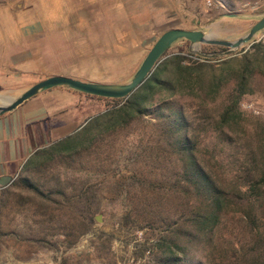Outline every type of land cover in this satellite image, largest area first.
Returning a JSON list of instances; mask_svg holds the SVG:
<instances>
[{"label": "rangeland", "instance_id": "374dc122", "mask_svg": "<svg viewBox=\"0 0 264 264\" xmlns=\"http://www.w3.org/2000/svg\"><path fill=\"white\" fill-rule=\"evenodd\" d=\"M212 1L213 7L204 0L0 1V95L17 97L52 76L125 84L169 29L202 30L234 41L264 15V5L252 9L258 0ZM256 43L264 45V30L231 55L241 58ZM188 46L177 41L169 52ZM199 50L224 49L200 45ZM248 88L240 110L260 121L264 140V75L256 73ZM53 99L56 106L64 103ZM69 101V133L106 105ZM150 124L144 119L106 131L83 150L23 170L0 187V264H155L144 245L155 241L157 232L120 225L125 210L143 209L141 198L171 193L161 179L157 164L162 163L154 167L147 158L154 136ZM19 179L38 192L14 183Z\"/></svg>", "mask_w": 264, "mask_h": 264}, {"label": "trees", "instance_id": "16d2710c", "mask_svg": "<svg viewBox=\"0 0 264 264\" xmlns=\"http://www.w3.org/2000/svg\"><path fill=\"white\" fill-rule=\"evenodd\" d=\"M256 73L264 75L261 43L241 58L168 50L126 98L71 90L106 105L58 143L60 156L83 150L106 131L151 121L147 158L154 167L164 162L157 165L171 193L141 198L143 209L125 210L120 225L157 232L144 245L155 264H264V140L260 121L240 110ZM211 141V148L204 144ZM14 183L38 192L26 179Z\"/></svg>", "mask_w": 264, "mask_h": 264}, {"label": "crops", "instance_id": "0c3cea01", "mask_svg": "<svg viewBox=\"0 0 264 264\" xmlns=\"http://www.w3.org/2000/svg\"><path fill=\"white\" fill-rule=\"evenodd\" d=\"M39 62L41 69V59ZM41 93V96L37 94L35 98L27 100L13 111L0 115V180L4 177H11L13 180L23 170L38 165L40 168L55 157H60L58 143L74 135L80 126L97 114L85 119L78 126L77 123L73 124L76 127L69 133L68 129L72 125L69 116L72 109L65 102H71L74 98L80 106L84 107L87 103L90 107L89 104L94 98H83L87 96L63 87ZM53 98L63 100L64 103L60 104L62 108L53 103ZM64 113L68 116L63 117ZM33 159L38 163L33 165Z\"/></svg>", "mask_w": 264, "mask_h": 264}, {"label": "water", "instance_id": "95a60500", "mask_svg": "<svg viewBox=\"0 0 264 264\" xmlns=\"http://www.w3.org/2000/svg\"><path fill=\"white\" fill-rule=\"evenodd\" d=\"M262 30H264V15L250 27L246 34L234 41L214 39L202 30L169 29L156 40L129 82L125 84H102L83 82L65 76L48 77L32 85L17 97L0 95V115L13 111L41 92L57 87L67 88L89 96L106 99H123L131 95L142 85L162 56L177 41H187L189 43L188 52L194 56L202 59H214L229 57L232 53L250 43L256 34ZM200 45L221 47L224 50L204 53L199 50ZM11 180V177L2 178L0 180V187L6 186Z\"/></svg>", "mask_w": 264, "mask_h": 264}, {"label": "built area", "instance_id": "2783aa9c", "mask_svg": "<svg viewBox=\"0 0 264 264\" xmlns=\"http://www.w3.org/2000/svg\"><path fill=\"white\" fill-rule=\"evenodd\" d=\"M1 2H3V3H7V2H9V1H11V0H0ZM205 1V4L207 5V6H209V7H213L214 6V4L212 3L213 1L212 0H204ZM220 7H222V5L221 4H218ZM260 5H264V0H258L257 2H255L254 4H253V6H252V9H254V10H257L258 8H259V6ZM218 6V7H219ZM245 6H247V5H245Z\"/></svg>", "mask_w": 264, "mask_h": 264}]
</instances>
